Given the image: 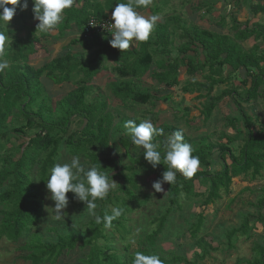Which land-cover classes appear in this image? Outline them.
<instances>
[{"label":"trees","instance_id":"16d2710c","mask_svg":"<svg viewBox=\"0 0 264 264\" xmlns=\"http://www.w3.org/2000/svg\"><path fill=\"white\" fill-rule=\"evenodd\" d=\"M243 1L247 5L248 19L241 23L236 15L231 16L233 36L221 30L225 28L223 17L217 23L220 32L198 27L187 30L180 17L172 16L165 23L155 25L154 43L149 39L139 43L137 49L130 47L122 53L111 47L113 37L110 32L87 36L84 32L91 19L100 23L111 21L115 5L126 3L127 0H74L73 7L65 10L63 21L56 31L60 38H65L69 32L76 34L77 37L69 42L68 47L72 51V47L77 46L80 51H66L40 68L32 66L29 60L39 49L44 48V41L50 40L52 34L37 32V20L29 27L24 38L20 39L14 34V42L3 56L10 61V68L0 73V240L13 244L23 241L17 249L23 253L20 260L29 264H132L135 252L158 254V241L167 229L169 217L175 208L182 210L183 197L188 202L203 198V205L209 206L227 195L233 197L231 202L234 203V180L243 177L255 182L261 178L264 171V124L260 118L246 115L243 107H255L259 99L264 97V92H261L264 87V25L254 21L258 15H264V3ZM153 3L154 0L147 8L137 11L142 14L150 10L157 15L160 10ZM238 3L239 0L236 6ZM28 4L32 6L26 11L22 10V3L17 6L14 17L23 22L34 19L32 0H28ZM209 7L211 9L213 6ZM171 24H175L184 35V41L175 49L178 54L176 57L173 56L174 41L169 31ZM4 31L7 36L14 33L6 28ZM249 41L253 45L246 50L243 44ZM86 54L90 57L86 58ZM108 61H114L111 70L117 75L109 85L110 90L124 106L129 102L134 105L152 104L155 97L139 81L149 77L161 88L171 89L180 84L181 69H186V74L193 77L183 87V91L197 94V99L206 100L201 111L204 122L212 118L215 108L224 98L236 95L237 89L242 86L246 89L244 95L237 94L235 104L241 122L237 119L228 120L229 127L236 129L237 122L243 125L245 137L239 154L230 149L229 144H233L234 140L227 134L220 136L217 145L206 144L204 142L207 139L203 138L193 152L199 157L203 169L198 170L191 179L178 174L175 184H163L169 207L160 217L152 218L151 226L155 225V228L136 236V241L132 227L128 225L131 220L126 216L147 203L148 195L141 199L136 194L134 166L157 174L158 180L162 179L167 169L163 164L155 168L149 165L142 150L133 155L131 148L134 145L127 135L119 140L124 150L122 155L110 152L114 118L107 111L108 103L87 102L93 81L100 73L106 74L110 70L106 66ZM43 79L57 87L71 84L74 89L54 103L45 89ZM236 80L239 88L231 86L214 96L216 88L231 85ZM164 98L170 100L171 95ZM185 111L183 118L188 122V110ZM125 122H119L116 129L121 131ZM256 122L259 123L258 127H254ZM77 124L80 126L78 131L71 133L72 126ZM158 129L163 130V135L154 137V142H160V151L163 153V141L169 133L177 130L168 125ZM125 132L127 134V130ZM28 137L30 139L26 140ZM225 139L228 141L226 144L223 143ZM184 140L189 141L185 133ZM63 150L68 156H80L89 165H97L101 171H106L110 179L121 182L118 189L110 192L105 200L97 201L96 211L101 216L105 212L110 214L111 208L115 206L124 210L123 215L113 221L111 229H105L102 224L97 225L93 218L80 213L77 216L85 220L80 223L81 231L60 234L56 229H51L55 239L34 233L43 219L38 190L46 186L49 170L61 162ZM215 150H218L217 156L214 155ZM17 154L20 157L16 158ZM120 156L128 159L130 164L123 165ZM218 164L221 166L219 171H209L211 166L216 167ZM199 186L205 187V191H198ZM262 193L256 204V217L242 216L241 226L226 233L228 251L235 248L237 235L250 239L255 237L252 233L255 224L264 225V188ZM68 195L67 208L72 210L71 213L81 212L85 203L77 201L72 193ZM68 209L64 212L72 218ZM203 222L201 213L197 223L189 229L190 238L196 241L195 246L202 251L200 255L196 254L198 259H204L210 251L218 250L205 237H197ZM255 238L251 247L252 257L241 259L238 264H264V236L257 234ZM159 256L163 264L194 263H190L185 256Z\"/></svg>","mask_w":264,"mask_h":264},{"label":"rangeland","instance_id":"374dc122","mask_svg":"<svg viewBox=\"0 0 264 264\" xmlns=\"http://www.w3.org/2000/svg\"><path fill=\"white\" fill-rule=\"evenodd\" d=\"M99 2H104L105 0H98ZM154 0L153 5L156 6L160 12L157 14L159 19L156 23H165L169 17H180L184 21V25L187 30H193L198 28H207L211 30H224L228 32L231 36V25H232V15H236L239 22L244 23L248 19L247 5L244 4L243 0H239V5L236 6L237 0ZM254 2L264 3V0H253ZM213 6L209 9V5ZM249 4V3H248ZM229 5L231 7H229ZM32 5L28 7L31 8ZM29 11V10H28ZM153 11V10H152ZM210 11V12H208ZM146 17L154 15L150 10H146L142 13ZM230 15V16H229ZM224 18L225 28L221 30L217 23L220 22L221 18ZM35 19L27 20L26 22L14 17L13 20L8 25V30L14 31L12 35L6 42L5 51L13 44L14 34L22 39L24 38L31 25H34ZM255 22L264 25V15H258ZM110 23H114L111 20ZM169 31L174 45L172 50L174 51L173 56L176 57L178 54L175 49L178 48L184 41L183 33L176 27L175 24L169 26ZM52 37L49 41H44V48L39 49L35 56H32L29 60L30 64L34 67H42L43 64L51 61V59L57 57L58 55L68 52L80 51L79 47H72V51L68 47L69 41L77 37L76 34L68 33L65 38H60V34L57 31L52 32ZM155 33L152 31L150 35V40L152 43L155 41ZM252 42H247L243 45L244 49L249 50L252 47ZM155 47V46H153ZM262 47V45H261ZM133 49L138 48V44ZM192 56V55H191ZM89 54H86V58H89ZM157 57V56H156ZM5 59V57H3ZM158 58V57H157ZM156 59V58H155ZM157 60V59H156ZM114 61L106 62V66L110 69L106 74H101L92 83V89L87 97V102L94 103H108V110L114 118V126L111 130V141H110V152L116 155H122L124 150L122 149L119 140L123 138L126 134L124 124L122 125V130L116 129V125L123 121L135 120L139 124L144 119H150L154 126L158 129L161 126L168 125L176 130L183 129L189 141L187 143L191 144L193 149L198 148L200 142L203 138H206V144L217 145L220 142V136L222 134H227L230 138L234 140L233 144H229L230 149L235 154H239V149L242 146L245 134L243 133V125L240 123L242 118L239 110L232 106V109H225L226 105L222 103L225 102L223 99L219 104L220 108H215L212 118L208 122H204V116H202L201 111H203V105L205 99H197V94L191 95L183 91V87L188 81H192L193 77H189L186 74V69L180 71L179 80L180 84L171 89L161 88L155 81L149 77H145L140 80L142 87L149 90L151 94L155 97L152 104L147 105H137L129 102L127 106L122 105V103L117 100L111 90L110 83H112L117 75L112 72L111 67L114 65ZM154 67V66H153ZM199 79V78H197ZM47 93L53 99V102H57L64 98L68 92L74 89L73 85L66 84L63 87H57L53 85L50 81L42 80ZM237 83H232L231 85L221 86L215 89L214 96H217L220 92L225 89L236 86ZM238 95H244L246 89L242 86L237 89ZM261 92H264V87ZM243 93V94H242ZM232 94L231 105H235L238 100V95ZM171 95V99L168 100L164 98ZM164 98V99H163ZM256 105L257 110L253 109V106L244 105L243 111L246 115L252 118H259L258 115L264 116V97L260 98ZM259 99V100H260ZM233 103V104H232ZM260 103V104H259ZM187 111L188 122L184 121V116ZM258 113V115H255ZM237 119L240 122L236 123V129L234 127H229L228 120ZM264 120V118H263ZM79 125L72 126L71 133L78 131ZM259 123H254V127H258ZM241 130V134L239 131ZM171 134V133H169ZM167 135V134H166ZM128 136V135H127ZM30 137H33L31 135ZM28 137L26 140H29ZM24 142L20 141V143ZM225 139L223 143H227ZM131 153L137 154L142 149H137L133 146ZM160 150V149H158ZM214 155L217 156L218 150L214 151ZM163 154V153H162ZM16 158L20 155H15ZM15 158V160H16ZM71 156L67 155V152L63 150L61 152V162L66 163L71 160ZM123 165H129L130 161L123 156H120ZM83 163L84 160L81 159ZM230 164V161H228ZM149 164V163H148ZM150 165V164H149ZM136 171V194L139 198L143 199L144 195H148V202L143 206L138 207L137 210L130 214H127V218L131 221L128 223L132 227V233L134 234V240L136 241V236L143 235L144 233H149L150 230L155 228V225L151 226V220L153 217H160L164 214L165 209L169 207L168 200L165 196L166 188L163 186V192H156L152 187L153 183L158 180L157 174L151 173L146 169H140L138 166H134ZM203 168H199L202 170ZM221 166L218 164L216 167L213 165L209 168V171L215 170L219 171ZM126 174L131 175L129 172ZM115 174V173H113ZM118 185L121 184L120 181L114 180ZM240 182V184H238ZM117 188L115 190L118 189ZM239 185V186H238ZM264 188V171L262 172L261 178H258L255 182H249V179L238 178L234 180V185L232 189L235 191L234 197L235 202H231L233 197L223 195L222 199L217 201L215 204L204 206V199L197 198L193 202H188L184 199L181 200L182 210H177L175 208L174 212L169 217L167 229L164 231L161 239L158 241L157 253L162 256H168L171 254L185 256L188 261L193 264H238L241 259H250L252 257L251 247L253 241L257 238L256 235L264 236V225L255 224L256 227L252 232L255 234L250 239L246 237L237 235V240L234 242L235 248L228 251V239L225 237L226 233L233 228H238L243 223L242 216L244 215H254L256 217L258 209L256 207L257 201L263 196L262 189ZM198 191L204 192L205 187L199 186ZM38 193L41 197L42 208H43V219L41 223L37 226V230L34 233H40L46 238L55 239V235L51 232V229H56L60 234H69L70 232L81 231L80 223L84 218L82 216H77L78 214L86 211L85 208L81 212L71 213L72 210L66 208L65 210H70L69 215L65 216V220L54 221L49 219L50 213L49 209L47 212L46 206L54 207V202L50 199H46L47 188H39ZM70 196L68 195V199ZM251 204V205H250ZM64 210V211H65ZM264 212V210H263ZM203 214L204 222L197 235L198 238L205 237L208 242L211 243L212 247L218 249L217 251H210L209 255L204 259H198L196 254L200 255L202 253L195 246V240L190 238L189 229L191 225L197 223L198 215ZM87 216L86 214L84 217ZM88 217V216H87ZM20 241L18 244L8 243L6 240H0V264H29L20 260L23 255L18 247L22 244ZM132 244L134 245L135 242ZM134 249V248H133ZM131 250V252L133 251Z\"/></svg>","mask_w":264,"mask_h":264},{"label":"clouds","instance_id":"9594fccd","mask_svg":"<svg viewBox=\"0 0 264 264\" xmlns=\"http://www.w3.org/2000/svg\"><path fill=\"white\" fill-rule=\"evenodd\" d=\"M152 0H127L126 3H118L112 11V21L106 25L107 31L112 34L110 45L122 53L136 44L147 42L150 38L159 16H144L137 9L147 8ZM22 3V10L28 9V0H0V73L10 68V61L4 59V49L9 36L4 29L13 20L17 6ZM34 19L39 23L37 32L52 33L58 30L63 21L65 10L73 7L74 0H32ZM12 5L13 7H8ZM229 7H231L229 5ZM94 23L90 22V24ZM127 135L137 149H142L145 160L153 168L163 164L166 171L162 179L152 185L156 192H163V184H175L177 175L185 179L193 178L200 168L198 156L193 155L191 144L185 142L183 129L169 134L163 141V154L160 150V142H154V137L163 135L162 129H157L150 119H144L139 124L135 120H127L124 124ZM163 161V162H162ZM117 183L97 165H89L88 161L81 162L80 156H73L69 162L56 163L49 170L46 180L48 195L46 199L54 202V207L46 206V211L51 209L49 219L54 221L65 220L64 210L69 205L68 193L74 194V198L86 204L87 215L94 219L97 225H103L105 229L113 227V221L123 215V209L119 206L111 208L110 214L105 212L103 216L96 211L97 201L105 200L109 193L117 188ZM134 243V241H133ZM132 264H163L158 254L145 255L135 252Z\"/></svg>","mask_w":264,"mask_h":264},{"label":"built area","instance_id":"2783aa9c","mask_svg":"<svg viewBox=\"0 0 264 264\" xmlns=\"http://www.w3.org/2000/svg\"><path fill=\"white\" fill-rule=\"evenodd\" d=\"M92 24L89 23L87 28L85 29V35H92V34H101V33H109L107 31V28L105 27L106 25L110 24L111 21H105V22H98L95 19H91L90 22H93Z\"/></svg>","mask_w":264,"mask_h":264},{"label":"crops","instance_id":"0c3cea01","mask_svg":"<svg viewBox=\"0 0 264 264\" xmlns=\"http://www.w3.org/2000/svg\"><path fill=\"white\" fill-rule=\"evenodd\" d=\"M49 41V40H48ZM70 42V41H69ZM250 42V41H249ZM247 43V42H246ZM252 45H253V42L251 43ZM244 45V44H243ZM252 47V46H251ZM262 48H263V46H262ZM182 70V69H181ZM234 83H237V85L236 86H239V82L236 80V81H233ZM225 99V102L224 103H222L223 105H226V106H228V107H226L225 109H227V110H229L230 111V109H232V106H235V105H231V102H233V100H231V98H229V97H226V98H224ZM259 101H261V99L259 100ZM233 104V103H232ZM260 104V103H259ZM220 104L218 105V108H220ZM245 107V106H244ZM257 108L258 107H256V105H255V107H253V109L254 110H257ZM255 115H258V113H256ZM258 117L260 118V121L264 124V120H263V118H264V116H263V118H262V116H260V115H258Z\"/></svg>","mask_w":264,"mask_h":264}]
</instances>
